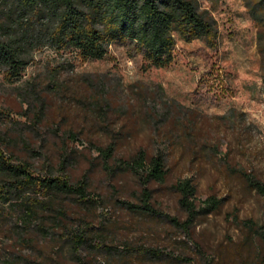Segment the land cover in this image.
<instances>
[{"label":"rangeland","instance_id":"1","mask_svg":"<svg viewBox=\"0 0 264 264\" xmlns=\"http://www.w3.org/2000/svg\"><path fill=\"white\" fill-rule=\"evenodd\" d=\"M199 2L218 20V44L177 35L167 65L151 66L135 40L122 38L104 58H77L59 68L73 55L44 45L20 78L10 81L0 72V146L38 173H59L69 154L71 180L87 175L95 198L81 203L63 195L64 214L41 208L49 235L35 224L20 228L16 216L10 217L0 228L3 261L74 264L68 231L80 227L91 230L92 243L83 249L89 264H264V195L239 171L264 181L258 27L244 0ZM33 77L46 97L41 121L24 91ZM71 131L78 139L69 137ZM113 141L112 165L141 148L166 154L167 178L149 183L158 208L187 218L173 187L186 177L197 185L198 203L214 195L222 205L199 215L190 232L167 218L131 211L125 202L138 203L142 190L137 174L110 173L93 146ZM31 195L47 198L44 192ZM149 248L162 253L145 252Z\"/></svg>","mask_w":264,"mask_h":264},{"label":"trees","instance_id":"2","mask_svg":"<svg viewBox=\"0 0 264 264\" xmlns=\"http://www.w3.org/2000/svg\"><path fill=\"white\" fill-rule=\"evenodd\" d=\"M244 3L258 27L264 80V0H244ZM219 34L217 18L199 0H0V72L10 81L20 78L33 62L36 51L44 45L73 55L74 58L62 59L59 68L66 63L74 65L77 58H104L109 54L111 44L122 38L135 40L151 66H164L174 57L177 35L188 41L203 39L213 47L218 44ZM34 79L27 81L24 91L32 98H28L29 106H34L37 120L41 121L46 97L40 95ZM69 137L76 140L78 134L71 131ZM93 146L110 173L133 170L137 174L142 185L140 201L125 202L135 213L167 218L175 226L190 232L199 215L211 213L223 203L214 195L198 203L195 181L190 177L181 178L173 187L188 212L187 218L182 220L156 206L149 186L152 180L163 182L167 178L169 167L164 152L149 155L141 148L132 157L119 158L112 165L110 161L116 142L107 145L94 142ZM70 161V155L64 154L59 173L53 169L38 173L31 162L0 146V228L14 215L20 228L35 224L40 233L49 235L41 208L56 209L64 214L66 202L61 198L63 195H74L81 203L94 202L87 175L78 181L71 180L67 172ZM239 171L264 195L262 179L245 170ZM31 191L44 192L47 198L33 197ZM68 235L74 264H89L83 249L92 243L91 230L74 228L68 231ZM261 236L264 241V228ZM22 240L27 242L28 238L23 236ZM145 252L152 255L162 253L157 248L145 249ZM8 262L17 264L13 260L3 261L0 254V264Z\"/></svg>","mask_w":264,"mask_h":264}]
</instances>
